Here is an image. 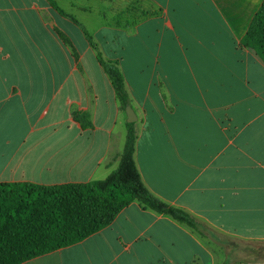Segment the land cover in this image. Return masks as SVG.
Instances as JSON below:
<instances>
[{
	"label": "crops",
	"instance_id": "crops-1",
	"mask_svg": "<svg viewBox=\"0 0 264 264\" xmlns=\"http://www.w3.org/2000/svg\"><path fill=\"white\" fill-rule=\"evenodd\" d=\"M53 1L67 15L0 0V184L118 168L127 114L104 61L125 80L145 185L207 237L134 202L23 264H259L228 248L264 243V63L242 46L264 0Z\"/></svg>",
	"mask_w": 264,
	"mask_h": 264
},
{
	"label": "trees",
	"instance_id": "trees-1",
	"mask_svg": "<svg viewBox=\"0 0 264 264\" xmlns=\"http://www.w3.org/2000/svg\"><path fill=\"white\" fill-rule=\"evenodd\" d=\"M51 2L59 13L67 15ZM242 46L255 51L264 63V2L242 39ZM102 63L122 109L126 110L129 97L122 73L111 63ZM134 126L135 123L127 124V141L119 166L104 180L54 186L0 184V264H23L78 244L110 226L134 202L207 237L202 223L155 196L145 185L135 161Z\"/></svg>",
	"mask_w": 264,
	"mask_h": 264
},
{
	"label": "rangeland",
	"instance_id": "rangeland-1",
	"mask_svg": "<svg viewBox=\"0 0 264 264\" xmlns=\"http://www.w3.org/2000/svg\"><path fill=\"white\" fill-rule=\"evenodd\" d=\"M229 250L233 255L248 257L250 260L264 264V243H240L237 241H229ZM247 253V254H246Z\"/></svg>",
	"mask_w": 264,
	"mask_h": 264
},
{
	"label": "water",
	"instance_id": "water-1",
	"mask_svg": "<svg viewBox=\"0 0 264 264\" xmlns=\"http://www.w3.org/2000/svg\"><path fill=\"white\" fill-rule=\"evenodd\" d=\"M126 114H127V122L128 123H135L137 122V117L130 105L126 107Z\"/></svg>",
	"mask_w": 264,
	"mask_h": 264
}]
</instances>
